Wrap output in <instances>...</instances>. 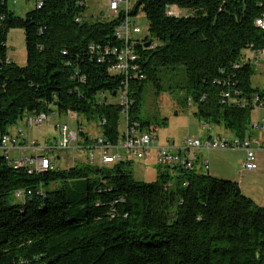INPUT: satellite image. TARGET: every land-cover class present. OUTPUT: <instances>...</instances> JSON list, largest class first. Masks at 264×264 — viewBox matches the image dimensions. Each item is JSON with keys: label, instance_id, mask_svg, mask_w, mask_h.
<instances>
[{"label": "trees", "instance_id": "obj_1", "mask_svg": "<svg viewBox=\"0 0 264 264\" xmlns=\"http://www.w3.org/2000/svg\"><path fill=\"white\" fill-rule=\"evenodd\" d=\"M173 6L181 16L166 14ZM86 9L84 0H42L21 18L0 0L1 135L56 109L96 124L100 136L118 143L126 116L120 101L108 97L120 100L124 90L112 54L122 46L116 29L123 14L101 13L87 22ZM141 13L148 35L136 46L140 78L128 83L129 126L150 130L136 115L144 83L160 94L163 69L181 66L174 88L186 92L199 120L252 137V114L264 90L252 86L256 70L245 55L264 54V31L256 25L264 0H136L129 14ZM11 29L24 32L25 66L7 62ZM78 127L79 144L91 147L94 140L79 121ZM133 164L84 163L29 174L0 159V264H264V208L239 183L177 166H161L169 170L160 168L157 182H137ZM73 180H85L81 201L69 192ZM18 190L32 195L17 199ZM78 205L82 213L74 212Z\"/></svg>", "mask_w": 264, "mask_h": 264}, {"label": "rangeland", "instance_id": "obj_2", "mask_svg": "<svg viewBox=\"0 0 264 264\" xmlns=\"http://www.w3.org/2000/svg\"><path fill=\"white\" fill-rule=\"evenodd\" d=\"M86 2L85 20L92 22L100 16L101 13L107 14L109 0H84ZM136 0H133L135 3ZM8 7L18 17H25L26 13L35 8V0H7ZM138 27L142 30L140 37L148 35V21L141 13L136 20ZM8 55L18 66H25L27 55L25 46V35L21 29H11L7 36ZM255 75L252 77V86L259 90H264V61H260L258 68L255 69ZM184 74L181 66L174 69H163L161 73V84L163 91L158 94L152 82L144 83L142 103L137 117L143 122H150V130L146 127V132L151 131L155 134L159 143L175 142L180 144L186 138H204L207 135L228 134L223 126L208 124L210 131H205L204 121L199 120L195 115L196 107L188 105L186 92L175 90L177 80L182 79ZM182 81V80H180ZM108 97V96H106ZM104 101V97L101 98ZM119 97H108V102L119 103ZM260 110V111H259ZM51 119L45 122L42 127H30L27 119H24L9 128V132L16 136L19 131H23L27 138L28 145L37 141L41 146L47 144L52 148L49 156L51 157L54 168L67 169L77 164L90 162L88 159L91 150L88 146L74 149L63 150L58 147L59 135L56 130L57 125L68 124L73 130H78V121L80 128L87 136L94 140L100 136V129L96 124H89L83 118L72 119L67 115H60L56 109L49 112ZM252 118L257 121L264 118V108L253 111ZM166 123L163 124V121ZM124 121L120 125V131L124 130ZM149 130V131H148ZM257 132V131H256ZM264 136V133L258 135ZM82 144L83 139L80 138ZM83 145V144H82ZM80 145V146H82ZM93 165L98 164V152L93 150ZM207 160L210 162L209 174L218 179L229 180L239 183L242 193L252 199L257 205L264 208V151L257 152V171L255 177L248 178L242 175L243 163L245 162V153L242 150L232 151H210L205 152ZM30 150L24 151V156L30 157ZM15 152H11V158L14 159ZM200 156V151L197 152ZM133 176L137 182L153 183L159 180L161 168L163 171L169 170L161 167L157 159L152 160H133ZM196 169H199L197 164ZM170 175L174 177V171L170 170ZM237 178V179H236ZM69 192L76 201H81L85 197V180H73L69 182ZM79 204V203H78ZM74 212L82 213L83 206H76Z\"/></svg>", "mask_w": 264, "mask_h": 264}, {"label": "built area", "instance_id": "obj_3", "mask_svg": "<svg viewBox=\"0 0 264 264\" xmlns=\"http://www.w3.org/2000/svg\"><path fill=\"white\" fill-rule=\"evenodd\" d=\"M83 4V2H80ZM133 0H109L107 17L116 18L119 14H123V20L116 29V37L122 46L114 49L112 54L115 57V66L113 70L124 76V90L120 95V104L123 106V114L126 116L125 126L122 137L118 143L113 144L106 141L102 136L94 139V144L88 149L89 164H94L93 157L96 150L98 152L99 165H111L124 160H152L157 159L161 166H177L184 169H196L199 157L197 152L210 151H231L242 150L245 152L246 160L243 163V170L246 172H254L257 170V152L264 151V140L252 137L238 138L234 135H208L205 138H186L180 144L174 142H166L162 145L159 139L152 133H146L139 128V125L130 127L127 121L128 109L130 106L128 98V83L131 79L140 78L139 67L136 64L139 56L137 45L143 44L140 39L142 30L138 27L135 18L129 12L134 7ZM42 0H35V6L40 7ZM169 16L179 17L181 12L178 7H171L166 13ZM256 25L264 31V17L256 21ZM12 59L8 56L7 62ZM260 60H264V54L259 52L248 51L245 55V61L257 68ZM224 97H229L225 95ZM264 108V99L256 107ZM72 119H77L76 115L67 113ZM27 123L30 127H42L45 122L51 119L50 114L41 113L37 116H28ZM205 131H210L209 125L203 126ZM251 129L264 133V118H260L252 122ZM56 130L59 135L58 147L63 150L74 149L76 145L80 146L79 130H73L68 124L57 125ZM30 150V157L24 156V151ZM52 148L47 144L41 146L37 142L28 145L25 142L24 132H19L16 136L11 134H0V159L8 161L16 169L26 168L29 174L42 173L54 168V163L49 156ZM11 152H15L14 159L11 158ZM204 171L209 170L207 162L203 163ZM32 195L31 191L18 190L15 197L25 200Z\"/></svg>", "mask_w": 264, "mask_h": 264}, {"label": "crops", "instance_id": "obj_4", "mask_svg": "<svg viewBox=\"0 0 264 264\" xmlns=\"http://www.w3.org/2000/svg\"><path fill=\"white\" fill-rule=\"evenodd\" d=\"M260 61H262V60H260ZM264 61V60H263ZM257 68H258V66H257ZM263 109V108H262ZM260 111V110H259ZM260 119V118H259ZM252 122H255L254 120H253V118H252ZM10 133V132H9ZM228 133V132H227ZM258 133H260V132H256V131H253L252 132V135L255 137V138H258V139H263L264 140V136H262V135H258ZM11 134V133H10ZM228 134H230V133H228ZM12 135V134H11ZM210 135V134H209ZM231 135V134H230ZM215 136V135H214ZM206 137H208V135L206 136ZM25 138H26V135H25ZM205 138V137H204ZM26 140H27V138H26ZM175 143V142H174ZM39 144V143H38ZM161 144V143H160ZM164 144H166V142L164 143ZM164 144H162V145H164ZM49 145V144H48ZM50 146V145H49ZM232 151V150H231ZM205 152H200V156H198L199 157V159H198V164H199V169H200V171L201 172H203L204 173V169H203V163L204 162H207L208 163V165H209V170H208V173H209V171H210V162L207 160V155L206 154H204ZM245 153V152H244ZM245 158H246V155H245ZM257 171V170H256ZM256 171H254V172H246V171H244L243 169H242V175L243 176H247L248 178L250 177V178H252V177H255V174H256ZM237 179V178H236Z\"/></svg>", "mask_w": 264, "mask_h": 264}]
</instances>
